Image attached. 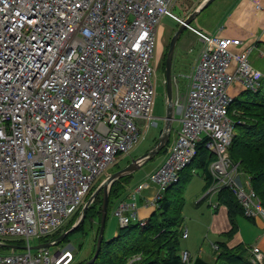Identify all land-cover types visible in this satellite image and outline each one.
Instances as JSON below:
<instances>
[{"label": "built area", "instance_id": "2783aa9c", "mask_svg": "<svg viewBox=\"0 0 264 264\" xmlns=\"http://www.w3.org/2000/svg\"><path fill=\"white\" fill-rule=\"evenodd\" d=\"M176 2L0 0V245L21 239L26 246L0 252V264L73 262L74 248L62 246L64 238H43L80 219L99 177L157 125V31L164 16L185 24ZM185 28L202 47L187 91L172 94L179 127L164 161L113 207L118 227L146 223L138 215L139 198L155 208L200 142L213 155L207 193L229 188L245 217L264 222V208L228 150L235 132L228 88L239 81L257 91L263 74L251 65L248 48L232 49L240 39ZM150 184L156 192L147 198ZM181 236H188L187 228ZM251 252L252 261L262 264L257 244ZM181 257L189 264L188 251Z\"/></svg>", "mask_w": 264, "mask_h": 264}, {"label": "trees", "instance_id": "16d2710c", "mask_svg": "<svg viewBox=\"0 0 264 264\" xmlns=\"http://www.w3.org/2000/svg\"><path fill=\"white\" fill-rule=\"evenodd\" d=\"M229 114L235 122V132L228 149L230 158L238 164L241 174L245 178L248 177L250 187L264 208V92L262 88L257 91L245 90L242 97L233 100L229 107ZM169 143L170 140L163 147V152L166 151ZM212 159L213 155L204 147L203 142H200L197 146V154L191 164L180 172L179 180L165 190L163 197L147 217L146 223L119 227L116 237L103 238L99 256L92 264H127L129 258L135 255H138L139 258L132 264H188L182 261L180 248L183 223V187L184 183L191 179L194 169L200 170L199 173L205 177L208 185L209 180L211 181L208 165ZM131 177V175L122 177L113 184L108 201L107 218L109 210L114 207L125 192ZM94 189L95 187H93ZM101 196L98 194L92 203L99 205L94 212V217L88 218L87 215L94 206L91 205L86 209L87 218L93 222L95 219H100L101 216ZM216 198L219 204L227 207L231 227L227 232L222 233L224 240L216 243L218 249L213 263L196 256L191 259L189 264H260L252 261L253 255L250 247L243 243H237L230 247L226 243L237 231V216H244L243 209L232 191L229 188H222ZM74 221L75 218L68 225L43 240L58 238ZM76 229H80V227ZM71 232L62 241H65ZM7 243L17 247H23L25 244L21 239L9 240ZM7 248H9L7 244L0 245V249ZM262 264H264V260Z\"/></svg>", "mask_w": 264, "mask_h": 264}, {"label": "rangeland", "instance_id": "374dc122", "mask_svg": "<svg viewBox=\"0 0 264 264\" xmlns=\"http://www.w3.org/2000/svg\"><path fill=\"white\" fill-rule=\"evenodd\" d=\"M218 1L219 0L213 1L211 5H209L205 9V12H202V14L199 15L197 20L200 19L202 20V18L205 17V14L208 11L214 10L213 8L218 4ZM200 2L202 1L196 0L194 2L193 0H177L176 5L174 7V11L176 12V14H179L180 16V14L182 13L181 11L183 12L190 11L191 9H194V7ZM179 9L181 10L178 11ZM179 26L180 25L175 20L169 18L168 16H164L161 19L159 27H162L165 33L160 38H158V32H157V46L155 50V60H154V63L156 65L155 81H156L157 93H156L153 112H152L153 116L157 118V125L156 126L150 125L148 128H146L139 144L131 151V153L128 156L121 157L117 161L116 165L109 167L106 170L108 174L118 170V167L119 168L124 167L127 164V162L149 151L157 143L159 136L163 131L165 125V121L163 120V117L166 114V106H167L164 63H165L166 53L168 51L170 40L172 36L177 32ZM201 47H202L201 43L197 41V39L186 28L178 36L174 46V54L171 64V77H172L171 80H172L173 95H175V90H179L180 94L185 93L187 91V86L189 83L188 77L193 69V65L195 63L198 50ZM261 82L264 83V78L261 79ZM262 90L264 92V86ZM173 116L175 119L172 122V128L175 125L176 118H178V115L175 114V111L173 112ZM162 150L163 149H161L160 152L156 154L154 157L144 162L141 165V167L132 174L129 184L135 185L136 183L144 179L145 176H147L150 172L155 170L164 161L166 155L165 152H163ZM199 172L200 170L194 169L192 172L191 179L186 181L183 187L184 200H183V210H182V217H183L182 224L188 227L189 238L188 239L181 238L180 248L182 249L184 246L188 247L192 256L195 255L197 256V250L199 246H201L203 237H207V242L208 241L214 242L215 240V237H213L210 233H208L207 229L205 228L207 221V213L209 209L207 203L205 202L202 203L201 207H199L200 209L196 208V201L198 200V198L201 197L202 193H204L203 186L201 185L203 184V180H202L203 178L201 177V173ZM104 178H105V174L99 177V179L97 180L94 186L97 187ZM210 183L211 181L209 180L207 187H209ZM197 193H199L200 196L196 199ZM99 195L100 196L102 195L101 191ZM91 205H93L94 208L93 210L90 211V213L87 214L88 218H90L91 216L94 217L95 216L94 212L99 207V205H96L95 203ZM85 216L82 222L80 223V225L78 226L80 227V229H76L72 231L68 235L67 239L61 242L62 246L71 244L74 248L73 252L75 258L71 264H83L85 261H87L93 256V253L95 251L100 219L98 220L95 219V221L93 222L89 220L87 216L86 217ZM239 216H241V219L244 220L247 219L243 215H239ZM112 217H114L113 207L109 210L108 218L106 220L107 226L104 232L105 239H109L108 228L112 221ZM114 218L116 219V217ZM78 219L79 216L77 215L75 217V220ZM219 237L221 238L220 239L216 238V241L222 239L224 240L223 236L220 235ZM31 243L34 245L37 243V241H33ZM50 248L51 250L54 249V247L52 246ZM203 248L205 251L207 250L206 242ZM12 250L15 249L12 248L0 249V251H4V252H10ZM58 251L59 250L56 249L55 253H57ZM191 259L193 258L190 256V261ZM214 261L215 260H209V262L211 263H213Z\"/></svg>", "mask_w": 264, "mask_h": 264}, {"label": "crops", "instance_id": "0c3cea01", "mask_svg": "<svg viewBox=\"0 0 264 264\" xmlns=\"http://www.w3.org/2000/svg\"><path fill=\"white\" fill-rule=\"evenodd\" d=\"M193 1L195 2L196 0H193ZM201 1L202 2L198 3L194 7V9H191L190 11H185V12L181 11L182 13L180 14V16L189 17L190 15L197 12L204 0H201ZM205 9L194 14V17L192 18V21L190 24L194 26L195 28L203 32L209 33V34H219L220 36L234 37V38L240 39L241 40L240 47H232V49L235 52H238V51L248 48L249 49L248 58H249L251 65L254 68L261 71L263 74L262 78H264V0H219L218 4L213 8L214 10L208 11L205 14V17L202 18V20L201 19L197 20L199 15H201L202 12H205ZM180 10L181 9H179L178 11ZM195 21H196V24H195ZM157 32H158V38H160L165 33L162 27H158ZM189 32L197 39V41H199L195 33H193L192 31H189ZM199 51H200V48L198 50L196 60L198 58ZM263 86H264V83L261 82L262 89H263ZM244 91H245V88L243 87L242 83L239 81L234 82L228 88L229 94L234 99L242 97V94L244 93ZM178 127H179V122L176 119L174 127L173 128L171 127L170 136H169L170 142L175 137ZM167 150L168 149H166L165 151V155H167ZM201 177L203 178L202 179L203 184L201 185L203 186L204 193H202L200 198H198L200 194L199 193L196 194V199L198 198V200L196 201V208L201 207V204L204 202L207 203V206L209 209L207 213V221H206L205 228L207 229L208 233H210L213 237H215V240L214 242H211V241L207 242V237H203L201 246H199L197 250V256H200L209 262V260L216 259L215 258L216 251H214L213 249V244H216L218 241L223 240L222 239V240L216 241V238L220 239L221 237L219 236L220 235L222 236V233L227 232L230 229L231 224H230V219L228 216L227 207L217 202L216 195L206 192L209 187H207V181L205 180V177L202 174H201ZM145 178L139 182H142L143 180H145ZM132 186L133 185L131 184L127 186L125 192L122 194L120 199L124 198L127 195L129 188ZM155 192H156L155 186L153 184H150L148 189L145 190L144 195H146L147 198H152ZM216 202L218 204L216 207L213 208L210 203L214 204ZM138 205H139L138 215L141 218H147L148 216H150V214L154 210V207L148 206L146 204V199L143 197L139 198ZM236 223H237V231L234 233V235L230 239L227 240L226 242L227 245L231 247L237 243H243L246 246L250 247L251 249L253 245L257 244L260 250L264 253V222L263 220L259 218L258 219L247 218L244 220V219H241V216H237ZM106 226H107V223H106ZM106 226H105V229H106ZM182 226L187 228L188 230V227L186 225L182 224ZM118 228L119 227H118V223L116 219L112 217V221L108 228L109 239H112L117 236ZM188 238H189V230H188V236L185 239H188ZM205 242L207 245L206 251L203 248ZM182 250H186L190 253L188 247L186 246H184L181 249V251ZM190 256L192 258L196 257V255L192 256L191 253H190Z\"/></svg>", "mask_w": 264, "mask_h": 264}, {"label": "water", "instance_id": "95a60500", "mask_svg": "<svg viewBox=\"0 0 264 264\" xmlns=\"http://www.w3.org/2000/svg\"><path fill=\"white\" fill-rule=\"evenodd\" d=\"M213 1L215 0H204L201 6L199 7L198 11H202L203 9L207 8ZM195 12L194 14H196ZM194 14L190 15L185 19V24H190L192 21V18L194 17ZM185 24H181L177 30V32L172 36L169 46H168V51L166 53V58H165V63H164V73H165V88H166V96H167V102H166V114L163 117V120L165 121V125L163 128V131L161 132L159 139L157 143L146 153L142 154L141 156L132 159L129 161L124 167L119 168L118 170L109 173L105 176V178L99 183V185L95 188L94 192L92 193L90 197V202H93L95 198L98 196L100 191L102 192V206H101V216H100V221H99V228L97 232V239H96V245H95V251L93 253V256L85 261L83 264H92L95 262L97 259L100 249H101V244L104 238V231H105V226H106V220H107V213H108V201H109V196H110V191L112 188V185L120 178L124 176H128L133 174L136 170L139 169V167L146 162L147 160L151 159L154 157L156 154L160 152L163 147L168 143L169 136H170V131L172 127V120L174 119L173 116V105H172V80H171V64H172V58L174 54V46L176 43V40L178 36L181 34V32L185 29ZM88 208L85 207L83 210L82 217L74 224L72 225L66 232H64L60 238H65V236L76 229L82 220L84 219L86 209ZM10 248L13 249H24V247H17L14 245H7ZM46 246L45 243L41 245L34 246L32 248L36 249L39 247H44Z\"/></svg>", "mask_w": 264, "mask_h": 264}, {"label": "bare ground", "instance_id": "6f19581e", "mask_svg": "<svg viewBox=\"0 0 264 264\" xmlns=\"http://www.w3.org/2000/svg\"><path fill=\"white\" fill-rule=\"evenodd\" d=\"M99 256V255H98Z\"/></svg>", "mask_w": 264, "mask_h": 264}]
</instances>
